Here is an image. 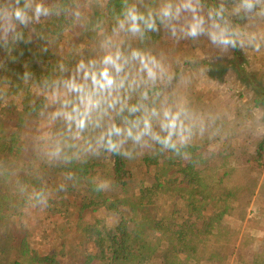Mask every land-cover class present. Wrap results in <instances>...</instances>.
<instances>
[{
    "label": "trees",
    "instance_id": "obj_1",
    "mask_svg": "<svg viewBox=\"0 0 264 264\" xmlns=\"http://www.w3.org/2000/svg\"><path fill=\"white\" fill-rule=\"evenodd\" d=\"M245 3L264 17V0H0V264H264L236 212L263 166L264 85L258 70L242 78L259 135L207 94L264 46L262 20L230 30L242 24L228 8ZM130 14L137 40L118 51ZM103 71L114 83L99 91ZM66 197L83 218L54 246L55 223L31 220L41 201L59 220Z\"/></svg>",
    "mask_w": 264,
    "mask_h": 264
},
{
    "label": "rangeland",
    "instance_id": "obj_2",
    "mask_svg": "<svg viewBox=\"0 0 264 264\" xmlns=\"http://www.w3.org/2000/svg\"><path fill=\"white\" fill-rule=\"evenodd\" d=\"M249 5V3H245V5H237L236 7L233 5L234 8H228V15L232 16L235 14V18L241 21L242 24V28L239 26H232V28H230L231 31L241 30L242 32L240 35H246L257 21H264V17L260 14V12H250V7H248ZM239 12L240 14L238 15L237 13ZM133 17L135 16L130 14L125 20H123L122 26L118 29V34L114 36L112 40H109L111 45L116 47V50L118 51L120 50L118 47L121 45L130 47L137 40V36H135V33H133L132 30L133 25L135 24L133 21L138 17H135L134 20ZM227 22L231 24L229 20H227ZM259 29H262V27L260 26L258 30ZM85 41L86 40L83 36L78 35L73 41L67 55L69 56L71 53H74L77 47L85 44ZM45 46L44 49L49 48L51 50L52 48L57 47V43H47ZM141 52L142 49L129 56L130 58L138 57ZM121 53H124V51ZM197 53H199V51H197ZM201 59L204 61L205 57L202 56ZM233 60L234 64L226 66V69L221 72L223 76L218 78L217 82L214 83L216 84V87L214 88L213 86H210L207 94H209L211 98H214V104L218 110L230 115V117H228V122L232 123L234 120H239V122L244 125L247 130L253 131L254 134L259 135L263 131L260 112L252 108V94L243 84L242 78L247 79L253 75L254 70H258L257 77H259L260 81L263 83L262 85H264V46L250 47L246 51L238 52V57H235ZM209 65V68L213 67L212 63ZM238 75L240 77H238ZM195 78L196 88H194L191 92V95L197 94L199 88L206 90L205 81H201V79H203L201 74L195 75ZM183 94L184 92H182V95ZM185 101L188 103L184 97L183 99L181 98V102H178L179 104L175 106V109H180ZM190 102L191 101H189V103ZM74 200L75 199L71 197H66V199L63 200L65 207H59L57 210V213L61 215V217L57 215L59 217V220L57 221L59 222H57L56 217L50 213V210L48 209L49 202L41 201V203H38V208L44 211V213L40 212V214L38 212L31 221L33 225L40 223L41 225H44L43 227H45L48 222L55 223L56 232L53 233L51 231L50 234H48V241L55 242L54 246L57 244L56 242L61 239H63L62 241L68 240L66 238V234H68L67 228L69 226H75L78 228V220L83 218V214H78V208L75 206ZM49 201H51V199ZM236 212L244 216V220L240 225V233L246 236H251L253 240H255V248L258 249V246H264V158L261 173L258 177L253 194L248 197L243 205L237 207ZM33 225L30 226V235L32 234L33 236L31 238L32 243L35 244L34 247L40 248L38 250L39 252H42L47 249L44 246L45 244L42 243V240L46 235L36 236L38 233L35 232L38 229ZM70 248L74 251L73 246Z\"/></svg>",
    "mask_w": 264,
    "mask_h": 264
},
{
    "label": "clouds",
    "instance_id": "obj_3",
    "mask_svg": "<svg viewBox=\"0 0 264 264\" xmlns=\"http://www.w3.org/2000/svg\"><path fill=\"white\" fill-rule=\"evenodd\" d=\"M41 9L38 6L37 7V13H40ZM17 15L19 16L20 14L17 13ZM133 19H135V17H133ZM195 33V29H193V34ZM109 62V61H106ZM93 79V84L95 85L96 89H98L99 91H103L106 89H110L113 86V80L110 79L109 77V73L107 71H103L99 74V77L93 75L92 77ZM92 106V102L91 100H89V107ZM80 126L83 127V121H81ZM169 127H175L174 123H171L169 125ZM165 143H167V140L164 141Z\"/></svg>",
    "mask_w": 264,
    "mask_h": 264
}]
</instances>
